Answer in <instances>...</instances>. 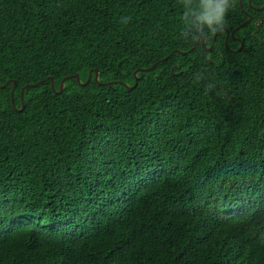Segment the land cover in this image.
I'll use <instances>...</instances> for the list:
<instances>
[{"label":"trees","instance_id":"obj_1","mask_svg":"<svg viewBox=\"0 0 264 264\" xmlns=\"http://www.w3.org/2000/svg\"><path fill=\"white\" fill-rule=\"evenodd\" d=\"M181 3L0 0V264H264V0Z\"/></svg>","mask_w":264,"mask_h":264},{"label":"clouds","instance_id":"obj_2","mask_svg":"<svg viewBox=\"0 0 264 264\" xmlns=\"http://www.w3.org/2000/svg\"><path fill=\"white\" fill-rule=\"evenodd\" d=\"M235 0H182V28L179 39L186 43L200 45L210 36L226 26V17L234 7ZM123 23L127 17L121 18ZM196 80L203 79L202 74H196ZM214 85L209 84L211 90Z\"/></svg>","mask_w":264,"mask_h":264},{"label":"water","instance_id":"obj_3","mask_svg":"<svg viewBox=\"0 0 264 264\" xmlns=\"http://www.w3.org/2000/svg\"><path fill=\"white\" fill-rule=\"evenodd\" d=\"M263 8H264V6L261 7L260 9H263ZM252 19H253V17L250 15V16L248 17V19H247L244 23H242L241 25H239L238 27H236V28H235L234 30H232L231 32H229V31L226 29V33H227V34H226V40H225L226 45H227V40H228L229 35H231L232 37H235V33H236L237 29L240 28L241 26H243L244 24L250 22ZM223 29H224V28H223ZM237 39L240 41V46H239L236 50H231L232 52H238V51H240V50L242 49V47H243V42H242L239 38H237ZM197 46H198V45L194 44V45H193L188 51H181V50H176V51H177L178 53H181V54H186V53L191 52V51H193L194 49H196ZM202 46H203V48L206 49L208 52H210V51L212 50V48H213V45H211L209 48H207L205 42L202 43ZM169 56H170V55H168L167 57L161 59L160 61H165L166 59L169 58ZM158 62H159V61H158ZM158 62L154 63L153 65H151V66L148 67V68H139V69L135 70V71H134L135 82H134V84H133L132 86H130V85H128V84H126V83H124V82H122V81H117V80L101 82V81L98 80V74H97V72L94 73L93 80H94V82H97L99 85H103V86H108V85H112V84H123V85H124L125 87H127V88H134V87L137 86V83H138L137 72H138V71H148V70H152V69L155 68V66L158 64ZM68 78H69L68 76H67V77H64V78L60 81L58 90H55V89H54L53 81H52V79H50V80H51V81H50V88H51V90H52L53 92H55V93H61V91H62V87H63V82H64V80H66V79H68ZM90 78H91V75H90V72H89V74H88L86 80H85L84 82L81 83V82L79 81L78 75H77V74L75 75V79H76V81H77V83H78L79 85H86V84L88 83V81L90 80ZM43 81H45V80H41V81H39V82L36 83V84H29V85H27L26 87H30V86L38 85V84L42 83ZM8 83H9V81H8L7 83H5L4 85H1L0 88L5 87ZM26 87H23V88L21 89V94H20V103H21V105H20L19 108H16L15 105H14V102H13L14 91H15V88H16V84L14 83L13 88H12V90H11V98H10L11 106H12L13 109L18 110V111H21V110H22L23 105H24V104H23V93H24V90H25Z\"/></svg>","mask_w":264,"mask_h":264}]
</instances>
